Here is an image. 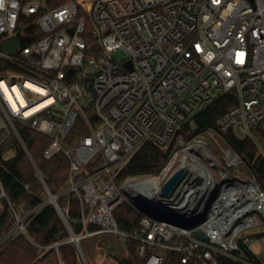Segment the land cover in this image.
Returning <instances> with one entry per match:
<instances>
[{"label":"built area","instance_id":"built-area-1","mask_svg":"<svg viewBox=\"0 0 264 264\" xmlns=\"http://www.w3.org/2000/svg\"><path fill=\"white\" fill-rule=\"evenodd\" d=\"M50 1L0 0V166L18 146L28 153L19 127H29L50 138L44 159L68 158L69 187L60 195L80 201L84 233L75 235L69 205L61 208L50 195L47 203L70 238L42 248L60 257V247L71 244L79 254L82 239L118 234L137 243L142 264H165L172 253L183 264H250L234 254L253 252V236L242 234L264 224V191L251 172L253 180H239L222 169L209 148L244 165L223 134L257 144L253 133L264 122V0H66L58 7ZM14 38L20 46L4 51ZM118 51L125 53L122 62L113 57ZM230 92L235 105L216 128L196 134L197 112ZM78 126L87 133L70 140ZM146 143L171 151L163 180L117 182V171ZM180 169L189 170L187 179L164 196ZM4 200L16 224L0 245L17 231L26 234L35 212L19 214L0 179V213ZM125 203L141 215L131 234L114 215ZM198 218L192 228L181 225Z\"/></svg>","mask_w":264,"mask_h":264},{"label":"trees","instance_id":"trees-1","mask_svg":"<svg viewBox=\"0 0 264 264\" xmlns=\"http://www.w3.org/2000/svg\"><path fill=\"white\" fill-rule=\"evenodd\" d=\"M65 1L51 0L50 4L52 7H58ZM21 44H25L22 37ZM236 101L234 92L220 94L210 105L197 112L193 117L197 126L196 134L216 128L221 116L235 105ZM19 133L28 153L18 146L15 157L3 161L0 166V179L8 199L19 214L26 215L34 210L35 212L25 225L26 234L17 231L0 245V264H42L47 262L50 256L58 259L55 249L42 247L62 243L70 238L59 211L52 203H47L50 195L58 197L57 202L61 208L69 205L68 223L75 235L84 233L80 201L74 194L60 195L68 189L70 179V163L65 154L60 153L51 160H46L43 153L50 143V138L26 126L19 127ZM86 133L85 128L78 126L71 132L70 140ZM223 136L225 143L242 158L264 191V155H258L257 144L250 138L240 140L233 133H225ZM170 159L171 151L165 152L146 143L117 171V182L121 183L128 178L158 177ZM4 203L5 207L0 213V236L12 230L16 224L8 202L4 200ZM114 215L121 231L131 234L139 228L141 215L129 204L120 206ZM127 245L129 256L121 260L120 264H142V259L137 256V243L129 241ZM240 254H247L253 259L251 252ZM60 256L64 264H79L76 248L71 244L60 247ZM181 256L179 253H172L167 257L165 264H183ZM223 264L235 263L224 261Z\"/></svg>","mask_w":264,"mask_h":264},{"label":"rangeland","instance_id":"rangeland-1","mask_svg":"<svg viewBox=\"0 0 264 264\" xmlns=\"http://www.w3.org/2000/svg\"><path fill=\"white\" fill-rule=\"evenodd\" d=\"M113 57L116 62H122L126 58L123 51H118L114 54ZM253 135L257 140L258 155L262 156L264 155V122L256 131H254ZM10 141H14V138H11ZM220 142L222 141L220 140ZM222 143L221 145L224 146V143ZM211 150L219 160V164L222 169H225L230 174L238 177L239 180H253L252 175L245 164L231 165V163L225 158V156L219 153L217 151V148H214V145L210 146L209 151L211 152ZM180 167H183L182 162L180 163ZM148 178L154 180H163L164 177H161L159 175L158 177ZM259 217L262 218V216ZM242 235L253 236V252H251L253 259L249 258L247 254L242 255L240 253H235V257L240 259L242 262L250 264H264V224L249 229ZM257 236H259V238ZM80 246L82 252H79L78 254V251L76 250L79 264H120L121 260H124L129 256L127 242L124 241L123 237L118 234H108L106 237H104L103 240L101 239V237L84 238L81 240ZM60 257L58 255V259H55L53 258V256H50L48 261L42 264H62L63 261Z\"/></svg>","mask_w":264,"mask_h":264},{"label":"water","instance_id":"water-1","mask_svg":"<svg viewBox=\"0 0 264 264\" xmlns=\"http://www.w3.org/2000/svg\"><path fill=\"white\" fill-rule=\"evenodd\" d=\"M20 46V40L18 38H14L11 40H8L5 42L2 46V49L4 51H7L11 54H13L16 49ZM127 67L130 68V63L127 64ZM189 175V170L188 169H180L178 170L170 179L169 181L164 185L162 189V194L164 196H172L175 194V192L183 185L184 181L187 179ZM50 200L56 201L57 197L51 195ZM201 222V219H195L193 221L189 222H182L181 225L187 228H192L196 225H198ZM195 236L197 238H201L202 234L196 233ZM206 242H209V238H204Z\"/></svg>","mask_w":264,"mask_h":264},{"label":"crops","instance_id":"crops-1","mask_svg":"<svg viewBox=\"0 0 264 264\" xmlns=\"http://www.w3.org/2000/svg\"><path fill=\"white\" fill-rule=\"evenodd\" d=\"M108 234H105V235H102V236H98V237H101V239L103 240L104 237H106ZM101 242V241H100Z\"/></svg>","mask_w":264,"mask_h":264}]
</instances>
